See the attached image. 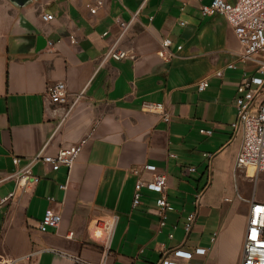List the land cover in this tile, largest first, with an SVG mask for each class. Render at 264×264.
Returning a JSON list of instances; mask_svg holds the SVG:
<instances>
[{
  "label": "crops",
  "instance_id": "0c3cea01",
  "mask_svg": "<svg viewBox=\"0 0 264 264\" xmlns=\"http://www.w3.org/2000/svg\"><path fill=\"white\" fill-rule=\"evenodd\" d=\"M102 1L92 13L99 0H0V200L16 190L15 156L24 164L44 147L56 154L89 138L72 169L37 164L40 181L0 207V264H102L104 249L88 242V227L111 215L118 221L105 264H157L178 247L207 249L186 264H241L264 176L237 166L243 139L232 123L244 71L256 66L227 67L241 43L223 15L202 14L212 0ZM123 21L131 25L119 38ZM164 38L173 40L169 60L159 55ZM112 46L127 56L105 58ZM203 78L209 86L200 91ZM58 82L67 103L48 95ZM147 102L163 103L171 121ZM146 164L168 175L165 225L158 192L143 188L133 205L138 179L154 175ZM50 207L62 222L42 231Z\"/></svg>",
  "mask_w": 264,
  "mask_h": 264
},
{
  "label": "built area",
  "instance_id": "2783aa9c",
  "mask_svg": "<svg viewBox=\"0 0 264 264\" xmlns=\"http://www.w3.org/2000/svg\"><path fill=\"white\" fill-rule=\"evenodd\" d=\"M201 3L203 0H194ZM103 5L99 0L96 7H91L92 13H96L98 7ZM201 12L204 15H223L234 28L240 43L241 51L238 54V60L230 62L227 67L230 69L238 68V62L249 65L254 64L256 71L249 74L244 71L243 78L238 86V96L236 98L237 117L232 123L234 136H240L243 139L241 150L237 157V166L246 170H253V177L258 178L264 174V0H212L211 3H202ZM44 20H52L53 14H43ZM185 24V22H182ZM131 22H121V38L130 27ZM75 42V38H72ZM173 40L164 38L161 43L159 55L169 60L175 56L171 46ZM182 46H178L180 49ZM127 56L125 51L116 50L114 46L110 47L104 57H113L123 59ZM216 75L222 76L223 70L216 72ZM209 86V79L203 78L198 82L200 91ZM48 95L54 103L63 104L68 102L67 85L64 82H58L48 89ZM83 96L78 94L73 101L75 105ZM72 105V106H73ZM145 106L152 107L156 112L163 115L165 121L170 122L172 115L165 111L163 103H145ZM203 133L212 134V129H202ZM89 138H83L79 143L70 147L62 148L56 154L47 153L46 147L42 148L35 156L27 160L24 164L18 156L14 157V163L17 165L16 171L12 177L16 179V190L0 200V207L14 199L17 190L25 191L31 184L40 181V177L34 173V167L39 163L50 165L54 170L66 166L72 169L84 146ZM147 170L153 171L151 180L139 178L136 183L133 205L137 206L142 200L143 188H148L160 194L157 199L158 214L161 216V225L166 224L167 211L173 209L168 200V175L164 172H158L154 164H146ZM195 170V168H189ZM138 172V170H136ZM62 188L66 189L67 184ZM50 202H54L53 196L48 197ZM197 213H191L185 224L186 232L189 234L195 221ZM118 221L117 215L109 217L97 216L91 219L88 227V242L98 244L104 249L105 264L107 251L110 248V241ZM62 222V215L56 209L50 207L46 210L39 228L47 231L50 228H58ZM173 237V234H170ZM206 248L199 247L194 251L186 250L182 247L174 248L169 254L163 257L157 264H186L183 260H191L195 254H204ZM241 264H264V200L254 198L251 201L249 221L246 230L244 253Z\"/></svg>",
  "mask_w": 264,
  "mask_h": 264
},
{
  "label": "water",
  "instance_id": "95a60500",
  "mask_svg": "<svg viewBox=\"0 0 264 264\" xmlns=\"http://www.w3.org/2000/svg\"><path fill=\"white\" fill-rule=\"evenodd\" d=\"M15 1L18 2L19 4H25L29 0H15Z\"/></svg>",
  "mask_w": 264,
  "mask_h": 264
},
{
  "label": "rangeland",
  "instance_id": "374dc122",
  "mask_svg": "<svg viewBox=\"0 0 264 264\" xmlns=\"http://www.w3.org/2000/svg\"><path fill=\"white\" fill-rule=\"evenodd\" d=\"M249 172H250L251 174H253V171L250 170ZM262 176H264V175L262 174ZM263 189H264V184H263Z\"/></svg>",
  "mask_w": 264,
  "mask_h": 264
},
{
  "label": "bare ground",
  "instance_id": "6f19581e",
  "mask_svg": "<svg viewBox=\"0 0 264 264\" xmlns=\"http://www.w3.org/2000/svg\"><path fill=\"white\" fill-rule=\"evenodd\" d=\"M250 171V170H249ZM251 171H253V170H251ZM253 174H254V171H253ZM252 175V174H251Z\"/></svg>",
  "mask_w": 264,
  "mask_h": 264
}]
</instances>
